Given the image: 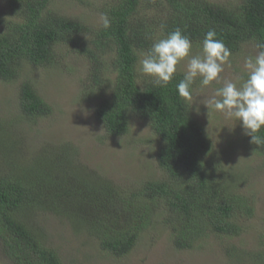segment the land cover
I'll return each instance as SVG.
<instances>
[{"label": "trees", "instance_id": "16d2710c", "mask_svg": "<svg viewBox=\"0 0 264 264\" xmlns=\"http://www.w3.org/2000/svg\"><path fill=\"white\" fill-rule=\"evenodd\" d=\"M3 1L7 18L0 29V81L15 82L26 65L58 64L57 46L81 54L91 86L101 95L95 118L105 134L126 135L131 117L145 122L156 139L161 172L123 189L85 174L69 146L46 148L45 156L28 164L5 160L0 168V245L12 264H62L29 222L37 212L66 220L101 251L118 258L156 223L170 232L176 250H191L208 234H240L238 216H251L252 205L236 190L237 180L213 158L207 133L192 118L188 101L178 95L184 74L176 72L164 87L154 85L151 77L139 85L136 67L156 37L166 38L177 27L200 49L206 32L214 29L231 55L246 44L264 43V0L226 5L155 0L158 13L151 17L140 15V10L145 3V8L154 7V0H112L102 11L111 20L106 30L59 15L51 8L54 0ZM18 106L31 121L51 114L27 79L20 82ZM8 130L0 123V137ZM257 135L264 140V127ZM244 141L264 157V143H251L249 135Z\"/></svg>", "mask_w": 264, "mask_h": 264}, {"label": "rangeland", "instance_id": "374dc122", "mask_svg": "<svg viewBox=\"0 0 264 264\" xmlns=\"http://www.w3.org/2000/svg\"><path fill=\"white\" fill-rule=\"evenodd\" d=\"M207 1L226 5L236 0ZM111 2L54 0L51 8L59 15L98 27L99 14ZM153 3L154 7L150 9L145 8L148 3L142 5L140 15H156L155 0ZM6 18L4 1L0 0V29ZM159 39L163 37L155 40ZM55 50L58 64L47 68L26 65L15 82L0 81V123L9 127L6 135L4 132L0 137V168L5 166V160L19 165L28 161V164L37 156H45L46 148L69 146L75 163L85 174L101 176L120 188L160 177L155 157L156 139L148 125L131 117L126 135L107 136L95 118L101 95L88 79L86 58L71 52L65 45L57 46ZM257 52L254 44L244 45L231 55L230 65H225L220 80L208 87L202 88L197 77L192 85L193 101H188L192 118L209 137L213 158L237 180L233 185L252 205L251 216H238L240 234L234 237L208 234L193 249L176 250L170 232L156 223L141 233L126 256L118 258L101 251L94 240L70 227L66 220L48 213H35L29 222L43 235L46 244L57 251L62 264H264V157L256 155L245 143L247 134L239 121L226 119L222 113L207 109L204 104L225 80L238 86L242 84L248 75L245 59ZM200 53V47L192 45L190 56ZM140 59L141 55L136 67L139 85L150 78L139 71ZM186 69L187 58L177 65L176 72L184 74ZM24 79L32 82L36 92L50 106L49 116L31 121L21 114L18 90ZM22 171L26 169L19 172ZM258 255L262 259L258 260ZM0 264H12L1 245Z\"/></svg>", "mask_w": 264, "mask_h": 264}, {"label": "clouds", "instance_id": "9594fccd", "mask_svg": "<svg viewBox=\"0 0 264 264\" xmlns=\"http://www.w3.org/2000/svg\"><path fill=\"white\" fill-rule=\"evenodd\" d=\"M99 23L105 30L111 26L107 13L99 14ZM256 47L259 51L254 56H248L244 62L247 79L239 86L225 80L204 104L207 109L222 113L226 119L239 121L251 137V143L258 145L264 143L257 135L264 127V43H258ZM191 49L190 38L177 27L166 38L155 41L147 52L140 54L139 71L151 77L154 85L164 87L172 80L177 65L187 58V69L177 85V92L184 100L193 101L192 85L196 78H200L202 88L218 82L225 65H230L231 50L217 38L214 29L206 32L199 55L190 56Z\"/></svg>", "mask_w": 264, "mask_h": 264}]
</instances>
